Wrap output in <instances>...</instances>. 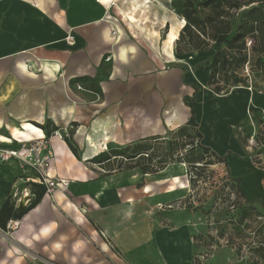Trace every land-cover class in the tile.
<instances>
[{
    "label": "crops",
    "instance_id": "crops-1",
    "mask_svg": "<svg viewBox=\"0 0 264 264\" xmlns=\"http://www.w3.org/2000/svg\"><path fill=\"white\" fill-rule=\"evenodd\" d=\"M119 1L0 0V142L11 141L0 144L13 150L20 147L19 138L46 139L54 150L51 176L70 182L66 190L49 193L32 168L15 158L0 161V264H203L196 254L208 244L197 239L206 232L198 213L158 210V182L148 185L153 189L149 192L140 187L148 182L145 175L151 174L122 173L112 181L93 182L94 173L85 162L56 137L69 124L93 121L92 135L84 139L85 159L91 161L98 155L96 133L104 135L105 148L111 139L108 119L119 122L126 142L133 143L160 135L167 127L186 126L191 117L182 95L198 88L194 74L181 75L179 67L164 70L163 58H156L154 48L139 37L141 45L128 43L125 21L112 16L115 8L122 10L116 5ZM57 3L62 10H55ZM134 5L130 13L122 10L126 18L135 14ZM137 5V12L145 10ZM64 9L69 10L67 22L61 15ZM70 29H76V36L70 35L75 41L69 47ZM106 56L111 67L98 86L102 102H86L79 108L71 83L91 80ZM199 71L204 72L207 86L209 71ZM197 95L192 107L203 136L201 145L226 159L216 168L222 171L226 164L257 207V199L264 201V176L253 172L256 166L246 148L228 129L230 118H218L220 104H213L217 95L213 91ZM234 108L230 105L229 112H223L230 117ZM99 114L102 119L95 121ZM49 121L58 131L47 139L35 124L44 126ZM98 193L103 195L97 198ZM15 222L17 230L6 235ZM236 262L238 254L224 246L206 264Z\"/></svg>",
    "mask_w": 264,
    "mask_h": 264
},
{
    "label": "rangeland",
    "instance_id": "rangeland-1",
    "mask_svg": "<svg viewBox=\"0 0 264 264\" xmlns=\"http://www.w3.org/2000/svg\"><path fill=\"white\" fill-rule=\"evenodd\" d=\"M69 4H71L72 0H67ZM202 0H120L116 5L122 10L130 13L132 10V4L135 2L136 11H134V15L138 16L139 24H141L144 29L146 30V34L140 29L128 22L123 11H118L115 8V13L112 14L113 17L117 18L120 22L123 20L127 27L125 30L128 31V43L131 45H141L138 37L141 40H144L148 43V45L152 46L154 50V55L157 58H163L166 62L164 65V70L173 69L174 67H179L181 75L183 74H194V82L199 89V95L203 94H210V91L206 83L204 84V72L199 71L196 69V66L202 64V62L206 61L208 54L205 52L198 53L192 52L186 55H178L177 54V44L175 42L169 48L167 47L169 44V38L171 32H174L178 37L186 24V20H184V13L185 11H193L198 9V5L201 3ZM144 5L145 10L138 9L140 5L137 3ZM113 5V4H111ZM68 8V7H67ZM58 9L62 10L61 4H56L55 10ZM199 10V9H198ZM61 12L62 17L69 19L68 12L69 10H63ZM123 21V22H124ZM138 24V26H139ZM120 25V24H119ZM125 26V25H124ZM71 27V26H70ZM171 28V31H170ZM69 36L73 34L76 36V29L73 31L67 30ZM150 35V36H149ZM169 35V36H168ZM68 35L66 38L69 37ZM138 40V41H137ZM75 40L66 41L69 46V42H74ZM70 47V46H69ZM137 47V46H136ZM172 48V49H171ZM173 52L176 55V60H173L172 57L168 58L167 51ZM109 57L106 56L100 67L97 68V73L91 80L88 81H75V83H71V88L76 95H78V106L79 108L84 107L85 103H92L95 104L101 103L103 100L102 95L95 92L97 86L102 79H106L105 77L108 75L110 71L111 64L109 61ZM194 84V83H193ZM204 84V85H203ZM183 86V79L180 83ZM241 87V88H239ZM246 87L238 86L232 89V92L229 95H220L218 96L213 104L219 103L220 109H216L218 111L217 116L218 118L227 119L229 120L228 129L233 132L235 135L239 134L240 138L246 144L245 154H247L251 159L255 156L258 161L257 164H254L253 170L256 172H261L264 176V141L259 142L258 138L256 137V126L251 122L252 118V110L259 111L260 115L264 122V94L258 92L251 88L249 91ZM182 91V90H181ZM189 94L182 95V100L184 105L189 107V105H196L192 102L193 98V91L192 88L188 91ZM79 102H82L81 104ZM189 103V104H188ZM94 104V106H95ZM235 106V108L231 111L229 116L228 114H224L223 111H228L229 106ZM186 107V108H187ZM229 112V111H228ZM102 114L97 115L94 119L98 121L102 119ZM204 126L203 129L206 128L207 116L204 115ZM98 117H100L98 119ZM110 119L106 120L107 126H109V132L111 135V139L108 141L107 148L104 147L103 140L104 135L96 133V141L99 144L98 150L95 154H100L103 152H108L110 148H119L124 149L125 146L129 145L130 142H126L124 136V127L119 124V122L114 121L110 122ZM228 120V119H227ZM93 121L91 122H82V123H72L69 124L68 128L63 129L59 134H61V139L71 145L78 155V159L81 162H85L86 168L89 169L92 174V181L97 180H105V181H112V179H116L118 175L124 173L128 174L130 177L136 175L138 173L139 168L136 166L135 163H128V162H112L108 165H100V164H87L88 161L85 159V153L87 152V144L84 142V139L88 135H92L93 129ZM83 133H79L80 129H83ZM182 126L176 127L172 126L170 128H166L164 133H161L159 136L165 138V142L162 141H151L150 145L152 146L150 154L161 155L169 150L172 145H178L181 159L184 162H177V161H169L165 169L158 172V174L154 175L151 174L150 176L145 175V179L148 182H143L140 187H146V191H152L148 185H151L154 182H158L159 186L156 188L157 199H160V204L164 205L163 210H184L187 212H195L198 213L197 217L199 218V225L203 223L206 232L203 234H198L197 239L201 242H206L208 246L206 247L205 251L202 253H197L200 258L198 260L200 263L206 264V261L216 252L219 251L224 246H228L230 250H233L236 254H238V262L235 264H254L253 256L251 255L255 245L259 241V233L256 231V228L259 225H262L264 222V216L262 219H257L253 221L252 225H250L249 229L244 228L243 226L238 227L235 224H230L228 221L230 217H234V214L231 212L230 208L227 212V204H226V197L227 193L223 190L222 186V178L225 177H232L231 173L228 171L227 165H223V170L220 171L219 168H208L209 173L206 174L202 178L198 177V170L194 169V159L198 158V151H189L194 145L190 142L192 141L191 138L188 137L189 134H193V140H195V145H197L198 141L194 133V129L190 128V131L187 137H177L174 135ZM95 129V128H94ZM257 130H264L263 126L257 127ZM4 133V132H3ZM56 134V133H55ZM4 137H10L9 134L4 133ZM55 136V135H53ZM114 137V139L112 138ZM113 140V141H112ZM190 143V144H189ZM172 144V145H170ZM253 161V160H252ZM118 164H121V168H118ZM154 166H157V159L153 163ZM21 165L24 167L23 163ZM213 173V174H212ZM209 175V179L207 176ZM220 175V176H219ZM191 177L196 181L195 184L190 182ZM233 178V177H232ZM198 180V181H197ZM40 182V181H39ZM95 191V190H94ZM172 191L173 193H171ZM150 192L149 194H152ZM103 193H98L96 195L97 198H100ZM91 199V197H90ZM90 203V202H89ZM176 203L183 204L184 207L178 208L176 207ZM174 206L173 209H170L169 206ZM257 208L264 215V201L260 199V202H257ZM196 207V209H193ZM237 218V214H236ZM256 218V217H255ZM197 220V219H196ZM167 224V221L165 222ZM168 225V224H167ZM8 228L6 231V235H11L17 230L13 228ZM235 230L238 235H235V243H227L229 239L230 232L228 231ZM245 229V230H244ZM221 235H224L221 236ZM211 239V240H210ZM242 244L241 247L238 245ZM236 245V246H235ZM241 248V249H240ZM240 249V251H239ZM116 254L122 258L123 254L117 249ZM258 264H264V261H257Z\"/></svg>",
    "mask_w": 264,
    "mask_h": 264
},
{
    "label": "trees",
    "instance_id": "trees-1",
    "mask_svg": "<svg viewBox=\"0 0 264 264\" xmlns=\"http://www.w3.org/2000/svg\"><path fill=\"white\" fill-rule=\"evenodd\" d=\"M198 9L184 13L186 24L175 42L177 54L186 55L192 52L208 54L207 60L197 65L196 69L209 71L207 88L218 96L229 95L232 89L238 86L252 88L264 94V0H202ZM85 79L88 81L87 78ZM95 91L100 93V88L97 86ZM194 92L192 102L196 101L195 97L200 91L198 88H194ZM189 107L191 108V117L187 125L181 127L174 135L176 138L187 137L190 128L194 129L198 143L195 145L194 135L189 134L188 137L192 139L190 143L194 145L189 151H198V158L190 162L194 163V169L198 170V177L204 179L206 173H209L208 168L225 162L226 159L216 155L210 148L201 145L203 136L199 131V124L195 120L196 111L192 105ZM251 113V122L256 126V137L259 142L264 141V130L262 132L257 130L260 125L264 127L260 112L252 110ZM35 125L45 131L47 139L58 131V128L50 121L44 126ZM237 137L246 148L247 146L239 134ZM152 140L165 142V138L159 135L143 138L130 143L124 149L110 148L108 152L100 153L88 162L108 165L118 160L122 163L126 161L135 163L140 173L143 174H158L165 169L169 161L184 162L177 151L178 145L170 144L172 147L166 154L162 153L157 156L150 154ZM69 146L75 157L78 158L74 148ZM156 159L157 166H154L153 163ZM252 160L254 164L258 165V159L255 156ZM198 164L202 166H197ZM121 166L118 164V168ZM190 182L195 184L196 181L191 177ZM221 187L227 193L225 199L228 205L227 212L231 204L235 205L237 210L236 219L228 218L230 224L249 229L253 221L262 219L264 215L256 206H253L252 202L248 201L239 179L227 177ZM232 194L236 196L233 201H231ZM256 201L260 202V199ZM232 231L227 243L234 244L235 235L238 233L235 230ZM256 231L260 236L251 253L256 260V263L253 261L254 264H258L257 261H264V222L256 228ZM221 236L224 237V235ZM238 246L241 247L242 244Z\"/></svg>",
    "mask_w": 264,
    "mask_h": 264
},
{
    "label": "built area",
    "instance_id": "built-area-1",
    "mask_svg": "<svg viewBox=\"0 0 264 264\" xmlns=\"http://www.w3.org/2000/svg\"><path fill=\"white\" fill-rule=\"evenodd\" d=\"M20 147L18 149H7L1 146L0 144V161L1 162H9L13 160V158L21 161L25 168H32L36 175L39 177V180L42 184L48 187V192L52 193V191L56 188L59 189H67L69 186V180L65 178H57L53 177L50 174L51 171V163L54 157V150L48 144L46 139H17ZM223 163V162H222ZM222 163L215 164L211 167L216 168L220 167ZM197 166H202L198 164ZM207 174V173H206ZM220 176V175H219ZM227 177L222 178V182L226 180ZM209 179V175L207 176ZM235 194L231 195V201L235 199ZM176 207L181 208L184 207L183 204L176 203ZM158 210H163L164 205L160 204L157 206ZM170 209H173L174 206H169ZM231 212L234 214V217H230L236 219L237 210L235 205L230 206ZM18 222L13 224V228L15 225L17 226Z\"/></svg>",
    "mask_w": 264,
    "mask_h": 264
},
{
    "label": "bare ground",
    "instance_id": "bare-ground-1",
    "mask_svg": "<svg viewBox=\"0 0 264 264\" xmlns=\"http://www.w3.org/2000/svg\"><path fill=\"white\" fill-rule=\"evenodd\" d=\"M127 20H128V22L130 23V24H133V25H138L139 24V20H138V18L134 15V14H127V18H126ZM137 27H139V26H137ZM140 28V27H139ZM141 29V28H140ZM145 30V29H144ZM170 31H171V28H170ZM145 32H146V30H145ZM115 34V33H114ZM169 36V35H168ZM178 39V36L174 33V32H171V34H170V38H169V45L167 46L168 48H169V50H170V47L172 46V45H174L173 43L175 42V40H177ZM68 40L69 41H71V40H74V37L73 36H70L69 38H68ZM172 49V48H171ZM167 51V57L168 58H170V57H172L173 58V60H176V55L175 54H173V52H171V51ZM42 137V136H41ZM56 137H59L60 139H61V134H59V133H57L56 134ZM19 139H25V138H19ZM9 140V139H8ZM0 143H10L11 144V141L9 140V142H0ZM27 200V199H26ZM21 201V204H20V208L21 209H23L24 208V205L27 203V201Z\"/></svg>",
    "mask_w": 264,
    "mask_h": 264
},
{
    "label": "water",
    "instance_id": "water-1",
    "mask_svg": "<svg viewBox=\"0 0 264 264\" xmlns=\"http://www.w3.org/2000/svg\"><path fill=\"white\" fill-rule=\"evenodd\" d=\"M239 88H241V87H239ZM249 91H251V89H248Z\"/></svg>",
    "mask_w": 264,
    "mask_h": 264
}]
</instances>
